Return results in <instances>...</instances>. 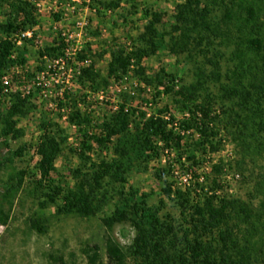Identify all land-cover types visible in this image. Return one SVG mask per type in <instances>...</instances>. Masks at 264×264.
I'll return each mask as SVG.
<instances>
[{
    "label": "trees",
    "instance_id": "16d2710c",
    "mask_svg": "<svg viewBox=\"0 0 264 264\" xmlns=\"http://www.w3.org/2000/svg\"><path fill=\"white\" fill-rule=\"evenodd\" d=\"M38 2L0 0L4 15L0 19V151L6 149L7 163L26 154V143L16 148L10 143L24 137L20 121L37 109L34 91L25 83L32 75L13 69L26 64V45L37 36ZM99 3L112 12L121 0ZM53 16L56 21L61 18L60 13ZM144 16L148 21L131 45L110 53L106 76L89 59V43L69 56L68 43L61 37L38 54L68 65L73 57L79 65L72 80L93 92L107 86L109 78L122 79L132 72L156 95L172 94L175 114L167 105L148 114L124 101L94 121L76 102L67 105L59 100L58 111L64 110L66 121L81 135L79 147L67 148L78 159L68 169L74 184L63 182L65 175L56 166L66 148L65 129L43 114L38 123L41 133L32 145L38 156V177L28 192L40 210L52 206L56 215L99 216L108 264H264V192L258 207L252 199L225 194L220 179L224 165L211 160L230 137L238 146L236 166L244 183L246 160L254 156L264 161V0H183L175 5L167 29L163 13L145 9ZM161 48L182 58L192 81L179 85L180 78L163 69L155 80L146 76L143 60ZM13 82H18L15 89ZM211 84L217 92L211 91ZM161 157L166 164L155 174L175 213L162 211V201L150 203L151 193L129 183L133 173ZM24 174L4 182L8 207L0 204L1 224L10 218ZM181 175L187 180L175 188ZM45 221L41 216L30 219V228L43 233ZM117 223L134 232L126 248L111 235ZM83 251L88 264L98 262L97 245Z\"/></svg>",
    "mask_w": 264,
    "mask_h": 264
},
{
    "label": "rangeland",
    "instance_id": "374dc122",
    "mask_svg": "<svg viewBox=\"0 0 264 264\" xmlns=\"http://www.w3.org/2000/svg\"><path fill=\"white\" fill-rule=\"evenodd\" d=\"M38 1L37 36L32 44L26 45V64L22 68L15 66L13 69L19 73L29 71L32 75L25 83L27 89L34 91L32 99L37 109L20 121L25 130L24 137L20 141L10 143L11 148L26 143L28 149L23 157L15 158L11 163L4 161L6 149L0 151V204L5 208L8 207V203L3 199L4 182L11 176L25 171L22 189L13 199L10 218L6 224L0 223V264H88L83 251L88 245H97L99 248L100 258L96 264H108L105 229L99 216L83 218L76 215H56L52 206L40 210L28 192L32 181L38 177L36 169L38 156L32 146L41 133L38 123L44 114L46 118L58 121L65 129L66 148L57 159L56 166L65 175L63 182L73 185L74 179L68 169L75 166L78 159L67 148L79 147L81 135L66 121L64 110L58 111L59 100L67 105L76 102L83 111L91 114L94 121H100L104 114L112 112L114 105L124 101L127 105L141 107L148 114L155 113L167 105L170 113L175 114L173 95L164 93L156 95L152 87L141 84L132 72L122 79L109 78L107 86L93 92L81 88L72 80L76 71L75 66L79 65L73 57L70 58L73 64L68 65L63 61H51L45 56L41 57L38 51L44 46L54 45L63 37L68 43L67 54L73 56L89 43V59L95 63L97 72L101 76H106L110 53L120 47L130 46L131 40L143 30L148 21L144 16L145 9L163 13V23L167 29L175 12V5L183 0H121L120 7L112 12L106 11L104 5H100V0H84L88 5H83V0ZM53 13H60V20L56 21ZM3 18L0 10V19ZM142 65L146 76L151 80H155L157 72L161 69L177 75L180 78L179 85L189 83L193 79L189 66L184 64L182 58L165 48H161L155 56L145 58ZM13 83L15 89L18 82ZM210 89L217 92L213 84L210 85ZM158 90L161 92L163 87H159ZM65 94L68 95L67 98ZM221 134L224 135V132ZM237 148L236 142L230 137L225 138L220 148L212 154V163L224 165L220 179L225 194L245 200L252 199L253 205L258 207L264 192V161L254 156L246 160L245 175L248 179L244 183L236 166L239 159ZM163 157L151 162L147 169L133 173L129 183L136 186L139 191L151 193L150 203L160 204L162 201V211L175 213L173 202L162 192L164 187L162 180L155 174L157 169H162L166 164ZM234 174H238V177L232 179L230 176ZM182 176L176 179L175 188L183 186ZM37 216L46 219L43 233L30 228V219ZM110 232L122 248L131 243L134 235L132 228L122 223L114 224Z\"/></svg>",
    "mask_w": 264,
    "mask_h": 264
},
{
    "label": "built area",
    "instance_id": "2783aa9c",
    "mask_svg": "<svg viewBox=\"0 0 264 264\" xmlns=\"http://www.w3.org/2000/svg\"><path fill=\"white\" fill-rule=\"evenodd\" d=\"M27 34L29 35V33H27ZM116 109H117V104L113 106V110H116ZM230 177L232 179L237 178L238 177V174L231 175ZM181 178H183L184 182L187 180V178L184 175Z\"/></svg>",
    "mask_w": 264,
    "mask_h": 264
}]
</instances>
